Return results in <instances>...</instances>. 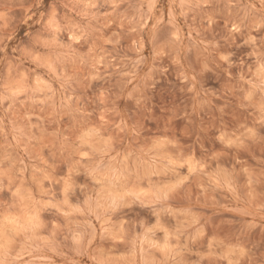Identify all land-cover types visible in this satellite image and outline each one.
<instances>
[{
	"label": "rangeland",
	"instance_id": "rangeland-1",
	"mask_svg": "<svg viewBox=\"0 0 264 264\" xmlns=\"http://www.w3.org/2000/svg\"><path fill=\"white\" fill-rule=\"evenodd\" d=\"M0 264H264V0H0Z\"/></svg>",
	"mask_w": 264,
	"mask_h": 264
}]
</instances>
